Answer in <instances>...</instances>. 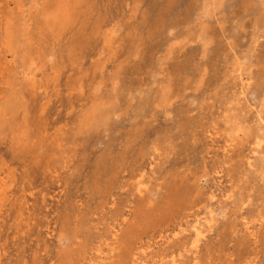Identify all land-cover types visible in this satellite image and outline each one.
Wrapping results in <instances>:
<instances>
[{
  "label": "rangeland",
  "instance_id": "374dc122",
  "mask_svg": "<svg viewBox=\"0 0 264 264\" xmlns=\"http://www.w3.org/2000/svg\"><path fill=\"white\" fill-rule=\"evenodd\" d=\"M139 262L264 264V0H0V264Z\"/></svg>",
  "mask_w": 264,
  "mask_h": 264
},
{
  "label": "bare ground",
  "instance_id": "6f19581e",
  "mask_svg": "<svg viewBox=\"0 0 264 264\" xmlns=\"http://www.w3.org/2000/svg\"><path fill=\"white\" fill-rule=\"evenodd\" d=\"M259 147H260V141L256 143V148L258 149ZM211 221L212 219L210 221H207L209 226L211 225ZM192 232H193V239L191 241V246L192 248L196 249L199 243L201 242L202 238L204 237V231L203 228H201V223L199 222V220H197L196 224L192 226ZM138 264H145V263L139 262Z\"/></svg>",
  "mask_w": 264,
  "mask_h": 264
}]
</instances>
